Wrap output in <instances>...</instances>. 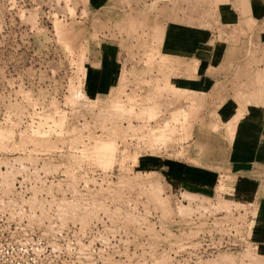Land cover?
Returning a JSON list of instances; mask_svg holds the SVG:
<instances>
[{
    "label": "rangeland",
    "instance_id": "1",
    "mask_svg": "<svg viewBox=\"0 0 264 264\" xmlns=\"http://www.w3.org/2000/svg\"><path fill=\"white\" fill-rule=\"evenodd\" d=\"M134 1L147 11L115 37L85 0H0V264H264L251 206L224 184L171 189L147 162L183 139L159 111L155 1ZM101 37L123 51L122 72L90 100L83 63Z\"/></svg>",
    "mask_w": 264,
    "mask_h": 264
},
{
    "label": "crops",
    "instance_id": "2",
    "mask_svg": "<svg viewBox=\"0 0 264 264\" xmlns=\"http://www.w3.org/2000/svg\"><path fill=\"white\" fill-rule=\"evenodd\" d=\"M154 1L148 23L159 28V111L172 120L174 139L183 140L167 150L170 156L147 162L171 189L215 194L224 184L222 195L254 210L251 241L264 253V0ZM83 6L98 26L113 25L108 34L115 37L125 16L148 9L134 0ZM155 30L146 35L151 43ZM122 52L105 37L88 46L81 81L88 99L117 87Z\"/></svg>",
    "mask_w": 264,
    "mask_h": 264
},
{
    "label": "built area",
    "instance_id": "3",
    "mask_svg": "<svg viewBox=\"0 0 264 264\" xmlns=\"http://www.w3.org/2000/svg\"><path fill=\"white\" fill-rule=\"evenodd\" d=\"M250 208V207H249ZM252 217V216H251Z\"/></svg>",
    "mask_w": 264,
    "mask_h": 264
}]
</instances>
